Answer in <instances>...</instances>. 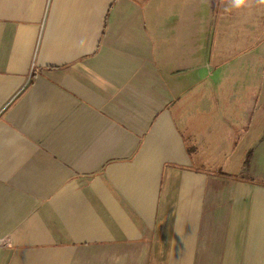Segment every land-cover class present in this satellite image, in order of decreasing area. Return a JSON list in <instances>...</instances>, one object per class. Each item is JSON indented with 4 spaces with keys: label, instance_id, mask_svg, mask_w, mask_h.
I'll use <instances>...</instances> for the list:
<instances>
[{
    "label": "crops",
    "instance_id": "crops-1",
    "mask_svg": "<svg viewBox=\"0 0 264 264\" xmlns=\"http://www.w3.org/2000/svg\"><path fill=\"white\" fill-rule=\"evenodd\" d=\"M216 5L0 0V264H264V125L247 182L186 148Z\"/></svg>",
    "mask_w": 264,
    "mask_h": 264
},
{
    "label": "rangeland",
    "instance_id": "rangeland-1",
    "mask_svg": "<svg viewBox=\"0 0 264 264\" xmlns=\"http://www.w3.org/2000/svg\"><path fill=\"white\" fill-rule=\"evenodd\" d=\"M215 19V14L209 11L208 21L198 22L191 28L193 37L200 31L204 32L207 41L204 54H207L208 65L212 70H218L209 69L207 79L203 81L204 84L202 83L206 91L201 95L204 100L202 112L205 117L210 113V120L206 121L210 124L206 126L201 136H188L190 139L194 137L199 139L188 143L190 146L196 145V155L202 154L205 167L213 170L221 167L232 174L238 173L237 178H228L205 172L209 179L247 182L252 179L248 163L240 168V161L247 151L253 147L255 149L256 145L259 148L258 143L263 141V131L258 135L259 129L256 128L254 136H247L245 129L253 125L256 115L258 117L264 110V38L256 46L257 29H238L235 25L230 26L232 23H224V29L220 28V32L216 30L214 44H218V47L214 45V48L218 50H213L217 55L212 52L210 64ZM180 20L184 21L182 14L177 16L176 22L181 26ZM191 21H196L194 16ZM215 65H218V68L214 69ZM199 95L200 93L193 94L200 98ZM205 102L207 105L204 106ZM218 136L222 138L219 139Z\"/></svg>",
    "mask_w": 264,
    "mask_h": 264
},
{
    "label": "trees",
    "instance_id": "trees-1",
    "mask_svg": "<svg viewBox=\"0 0 264 264\" xmlns=\"http://www.w3.org/2000/svg\"><path fill=\"white\" fill-rule=\"evenodd\" d=\"M229 11H226V9H229ZM214 14L216 16L215 19V25H214V35L212 39V44H211V53H210V61L209 63L211 64V59H212V52H215L217 55L216 51L213 50H218V48H214V45L218 47V44H214V37L216 34V30L220 32V28L224 29V23H232L230 26H234L238 29H244V28H252V29H257V36L256 38L258 41L256 42V46L259 43L261 39L264 38V23L262 20L264 19V4H259L257 3V0H250V3L247 4L246 6L242 8H231L230 7V0H217V5L215 6L214 9ZM232 15V16H231ZM232 18H231V17ZM253 25V27H251ZM219 28L217 29V27ZM214 60L216 61V56L214 57ZM215 64V63H212ZM212 66V65H211ZM218 68V65H215L214 69ZM256 122H259V124H256ZM264 125V116L262 113L258 114V117L256 115L255 120H254V128H258L259 130L263 128ZM219 139L222 136H218ZM224 137V136H223ZM258 138V137H257ZM186 142V141H185ZM194 146V147H193ZM186 148L187 152L189 155L192 157V169L194 171H201V172H207V173H216L222 177H228V178H237L236 172L234 174L228 172V170H225L221 167L217 168V170H213L209 168L208 166H204L203 162V157L201 155H196V147L195 145L190 146L186 142ZM252 154L251 149L247 151L244 155V158L241 159L239 167H243L248 163V160L250 159ZM231 158V157H229ZM228 158V159H229Z\"/></svg>",
    "mask_w": 264,
    "mask_h": 264
},
{
    "label": "clouds",
    "instance_id": "clouds-1",
    "mask_svg": "<svg viewBox=\"0 0 264 264\" xmlns=\"http://www.w3.org/2000/svg\"><path fill=\"white\" fill-rule=\"evenodd\" d=\"M250 3V0H230V7L231 8H242ZM257 3L264 4V0H257ZM229 9H226V11H229Z\"/></svg>",
    "mask_w": 264,
    "mask_h": 264
}]
</instances>
